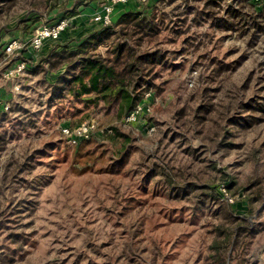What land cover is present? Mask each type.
<instances>
[{"label":"rangeland","instance_id":"374dc122","mask_svg":"<svg viewBox=\"0 0 264 264\" xmlns=\"http://www.w3.org/2000/svg\"><path fill=\"white\" fill-rule=\"evenodd\" d=\"M80 1L69 7V0H58L54 10L30 14L26 22L1 21L0 48L17 35L28 42L40 27L78 17ZM160 7L169 26L161 27L150 47L166 52L167 63L150 80L149 114L120 124L130 143L102 137L113 109L91 107L80 114L67 102L49 103L46 75L13 79L12 97L0 101V133L7 135L0 151V264H219L209 258L210 246L218 224L236 225L228 209L250 225L235 238L228 263L264 264V115L255 116L259 121L248 130L233 131L239 147L229 155L183 126L201 104L208 79H215L210 95L216 104L264 102V31L242 35L211 23L197 26L192 14L175 35L174 23L187 8ZM211 60L231 68L212 78L217 64ZM83 123L94 126L90 139L96 142L82 148L84 143L70 144L62 128ZM145 123L154 132L147 133ZM209 163L227 173L231 188ZM163 168L178 171L184 181L203 175L198 183L208 189L201 188L199 197L169 194L157 175ZM217 187L223 197H208L199 207L203 193ZM258 190L262 199L255 200Z\"/></svg>","mask_w":264,"mask_h":264},{"label":"trees","instance_id":"16d2710c","mask_svg":"<svg viewBox=\"0 0 264 264\" xmlns=\"http://www.w3.org/2000/svg\"><path fill=\"white\" fill-rule=\"evenodd\" d=\"M228 1L157 0L143 11L120 12L112 24L100 32L91 34L84 41L56 45L34 73L47 75L65 69L49 86V103L67 102L80 114L91 107L94 110L98 106L106 107L107 113L113 109L115 116L108 121L109 125L103 130L102 137L108 142H124L125 145L132 141V137L122 131L120 126L122 120L136 109L146 93L152 91L150 80L154 77L156 68L167 63L166 52L150 47L155 36L161 33V27L167 30L169 26L165 25L167 16L164 13L159 15L161 4L173 5L177 7L176 9L187 8L181 15L184 19L179 17L174 23L178 27L175 35H181L183 25L187 24L188 17L192 14H194L193 22L197 26L211 23L214 28L242 35L251 31L254 33L264 31L262 23L264 2L260 5L250 0H232L231 3ZM57 6L58 0H0V22L3 20L10 22L16 18L26 22L30 14L52 11ZM124 6L118 7L124 8ZM22 12H27L23 19L20 16ZM188 40L185 42L189 43ZM216 61L211 60L212 64H217L212 78L225 74L231 68L229 64L226 65V61L217 63ZM214 80H207V84L202 89L201 104L193 111L189 125L183 123V126L188 130L192 128V132L200 136L202 142L209 144L216 152L229 155L239 147L233 131H246L258 123L259 120L255 116L263 117L264 102L228 99L216 104L210 95L211 83ZM78 103L82 105L80 109L76 107ZM185 116L186 109H182L177 115L180 121ZM91 140L82 142L84 143L81 144L82 148L88 144H95L93 142L96 141ZM6 144L7 135L0 133V151ZM207 168L222 175L221 184L231 188L232 181L227 173L218 169L216 164L209 163ZM157 175L162 176L169 194L199 197L202 190L208 189L198 183L203 180L201 179L203 175L191 174L190 179L184 181L179 172L172 168L160 169ZM218 189L220 190L217 187L216 191L203 193L205 199L199 201V207L205 206L208 197L213 199L223 197ZM254 195L255 200H259L262 199L263 193L258 190ZM227 215L232 218V222H236V225L228 226L226 222L218 224L215 229V239L210 246L212 252L209 258L219 264H229L228 255L235 238L245 228L250 231V225L245 217L234 216L230 209L227 210Z\"/></svg>","mask_w":264,"mask_h":264},{"label":"built area","instance_id":"2783aa9c","mask_svg":"<svg viewBox=\"0 0 264 264\" xmlns=\"http://www.w3.org/2000/svg\"><path fill=\"white\" fill-rule=\"evenodd\" d=\"M139 4L144 5L149 0H137ZM255 4H262L264 0H250ZM130 0H106L101 6L98 7L92 17V21L95 25L101 29L112 24L118 17L116 8L118 6L127 5ZM70 21L68 19H62L55 23H49L40 27L35 35L28 41L22 42L18 39L11 40L10 42L1 46V52L3 53L5 60L8 61L11 57L18 56L17 65L14 69L9 70L6 73L8 78H17L23 76L28 70V64L23 60L25 51L30 49L33 51H40L47 42H57L60 40L61 35L69 28ZM14 90L19 91V86H15ZM152 95L150 92L146 93L144 99L137 105L136 109L130 112L123 120V124H134L136 120L141 119L143 116L148 115L150 112V104H152ZM4 110H8L9 106L3 105ZM145 131L151 134L154 132V127L151 124L145 123ZM63 135L68 138V142L72 145L79 146L83 141L90 139L94 126L88 123H83L77 126H66L62 128ZM226 192V189H223Z\"/></svg>","mask_w":264,"mask_h":264},{"label":"crops","instance_id":"0c3cea01","mask_svg":"<svg viewBox=\"0 0 264 264\" xmlns=\"http://www.w3.org/2000/svg\"><path fill=\"white\" fill-rule=\"evenodd\" d=\"M78 0H69V7L76 6ZM80 1V0H79ZM106 2V0H85L83 1V5L81 9L83 10L81 14L78 17H75L70 21L69 28L62 34V39H60L57 42H47L40 51H33L29 50L24 53L23 60L28 64L29 70L24 74V76L27 75V73L32 72L36 70L38 65L44 61V59L48 56V54L56 48V45L58 44H64V43H79L84 41L87 37H89L91 34L100 32L102 29L95 25L92 21V17L96 10L98 9V4ZM82 1L78 2L81 3ZM149 2H152L149 0ZM154 3L157 2V0H153ZM85 3V4H84ZM153 5V4H151ZM149 5V6H151ZM85 6V7H83ZM147 6V7H149ZM123 7V6H121ZM116 8V13L120 14V12H128V11H143L145 10V6L138 3L137 0H130V2L124 6V8ZM55 23V22H52ZM21 37L19 35L12 37L11 39H20ZM10 39V40H11ZM9 41H7L8 43ZM0 48V101H9V99L12 97V91L9 90L11 87L16 84L17 82L13 80L14 78H8L6 77V73L14 69L17 65V59L18 56L11 57L8 61L5 60V57L3 53L1 52ZM65 69H61L56 72H50L45 76V79L48 81V83L53 84L57 77L64 72ZM22 76V77H24ZM20 77H17L15 79H19ZM10 93V94H9Z\"/></svg>","mask_w":264,"mask_h":264}]
</instances>
